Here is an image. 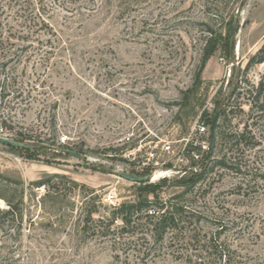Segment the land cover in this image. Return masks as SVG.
I'll return each mask as SVG.
<instances>
[{
	"label": "rangeland",
	"instance_id": "obj_1",
	"mask_svg": "<svg viewBox=\"0 0 264 264\" xmlns=\"http://www.w3.org/2000/svg\"><path fill=\"white\" fill-rule=\"evenodd\" d=\"M240 1L0 0L8 53L19 56L7 69L15 67L23 90L0 93V127L40 146L0 144V174L22 180L28 193L21 232L0 231V264H191L186 257L208 241L224 243L231 264H264V82L256 91L264 62L248 64L264 43V0ZM209 31L214 47L203 61ZM224 108L212 170L184 197L181 228L160 241L120 222L82 231L90 209L97 218L135 201L138 184L114 171L154 173L152 200L179 194L185 169L206 163L210 129L205 122L199 130L201 113L211 119ZM235 133H243L237 142ZM190 141L200 147L193 161ZM164 142L171 149L160 168L142 165ZM49 175L61 176L50 190L28 186ZM110 192L114 204L105 201Z\"/></svg>",
	"mask_w": 264,
	"mask_h": 264
},
{
	"label": "trees",
	"instance_id": "obj_2",
	"mask_svg": "<svg viewBox=\"0 0 264 264\" xmlns=\"http://www.w3.org/2000/svg\"><path fill=\"white\" fill-rule=\"evenodd\" d=\"M230 22L228 21V26ZM2 24L0 22V28ZM230 28V27H229ZM230 30V29H229ZM209 38L206 41V53L203 57V61L207 59L209 54L212 52L214 47V39L213 32L209 31ZM11 42L9 37H4L1 29H0V93H23V90L16 86L17 75L15 74V67L12 66L7 69V65L9 62H13L14 64L18 62L19 56L17 53H8V43ZM6 49L8 51H6ZM264 62V43L263 45L256 51L254 55H252L248 64L250 63H262ZM264 82V73L259 82V86L256 91L259 92L263 86ZM235 88V87H234ZM0 97L1 94H0ZM257 99V95H255ZM225 108L219 112L220 116H225ZM213 118V117H212ZM211 119H207L206 112H202L200 115L201 123L211 124ZM1 124L5 126V120H1ZM219 127L217 124L216 129ZM2 128V127H0ZM235 141H239L243 137V133H235L233 135ZM220 137V132L216 130V139L214 147L216 146V142ZM16 140L19 141H28V138L22 134H19ZM209 141L208 138V148L205 151H202L201 156L204 157L206 163L202 165L200 170L191 171L185 169V173L177 180L179 185L183 186V190L168 199V201H160L156 199H150L148 194L154 192L158 185H151L146 183H137L138 184V193L135 201L133 202H122L119 205L113 207L111 211L107 215H99L97 218L94 217V214H97V209L93 208L86 212L82 220V231L85 233L86 229L89 225H91L93 229L92 235L96 234V230H98L99 224L106 221L107 226L114 224L115 222H120V228L122 231L131 230L135 231V227L139 226L142 228H146L151 232V236L153 237V241H160L163 239L164 235L168 231H174L175 229L181 228L184 213L188 212L186 205L183 204L184 197L190 193L196 184L204 178V176L212 170L211 160L213 157V151L209 149ZM28 143V142H27ZM30 144V143H29ZM35 144V143H34ZM33 145V144H32ZM9 150L13 152H31L32 150H37L40 148H18L7 146ZM56 149L60 150L62 153H66L68 148L65 145H59ZM186 154L193 161V156L191 153L194 150L200 151V147L193 145V142H187L185 149ZM226 162L228 160L223 154L218 164L225 167L227 166ZM193 165V163H191ZM135 175L143 176L144 173L132 172ZM61 177L58 175H49L45 179H40L36 181H32L28 183L30 187H45L52 183L53 178ZM52 186V185H51ZM54 192V191H53ZM90 192H93L90 191ZM49 191L47 190L44 194L43 198L40 197L38 199V203L44 199V197L48 196ZM25 195L28 197V193L25 194V186L22 180L13 179L11 177L0 174V200L4 203V207H0V231L5 233L10 232V230L15 231L16 233H20L23 226V217L24 211L26 210L25 204ZM31 196V195H29ZM35 197H30V200H34ZM93 199V197H91ZM175 200V201H174ZM99 223V224H96ZM90 227V226H89ZM209 246L202 249L198 253H194L193 255H189L186 259L191 264H231L230 263V255L224 252L225 245L224 243L211 245V241L207 242ZM218 252V253H217Z\"/></svg>",
	"mask_w": 264,
	"mask_h": 264
},
{
	"label": "water",
	"instance_id": "obj_3",
	"mask_svg": "<svg viewBox=\"0 0 264 264\" xmlns=\"http://www.w3.org/2000/svg\"><path fill=\"white\" fill-rule=\"evenodd\" d=\"M243 0L240 1V5H242ZM218 118H219V111H217L211 121L210 124V131H209V149L211 151H213V147L215 144V139H216V127H217V122H218ZM0 144L5 145V146H11V147H18V148H36L38 147L37 145H32L29 144L25 141H19L16 140L14 138L11 137H7L4 135H0ZM67 154L74 156V157H79L80 154L77 152H73V151H65ZM119 177H122L123 179H126L128 181H132L135 183H146L150 181V175H146V176H141V175H135L132 173H125V172H121V171H114Z\"/></svg>",
	"mask_w": 264,
	"mask_h": 264
},
{
	"label": "built area",
	"instance_id": "obj_4",
	"mask_svg": "<svg viewBox=\"0 0 264 264\" xmlns=\"http://www.w3.org/2000/svg\"><path fill=\"white\" fill-rule=\"evenodd\" d=\"M199 130L201 132H204L206 127L204 126L203 123H201L200 126H198ZM0 135H6L3 131L2 128H0ZM170 149H171V145L169 142H164L163 144H161L158 148V143H156L153 147V150H150L149 152L146 153V157H145V160L146 161H141L142 165H149V164H152L153 165V170L157 169V168H160V162H159V158H161L164 154L166 153H169L170 152ZM195 158H198L197 155H194ZM163 169L162 171H160L162 174L160 175L161 177H164L165 174L168 172V168L165 167V168H161ZM157 170H155L156 172ZM154 174V173H153ZM153 174H150V181L152 179V175ZM149 181V182H150ZM105 201L108 203V204H114L115 201H116V195L113 193V192H110L106 198H105Z\"/></svg>",
	"mask_w": 264,
	"mask_h": 264
}]
</instances>
